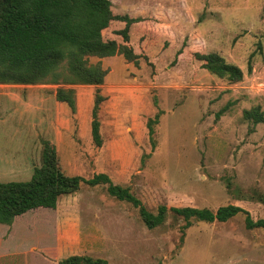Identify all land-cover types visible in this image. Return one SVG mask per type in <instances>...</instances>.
Instances as JSON below:
<instances>
[{
    "label": "rangeland",
    "instance_id": "374dc122",
    "mask_svg": "<svg viewBox=\"0 0 264 264\" xmlns=\"http://www.w3.org/2000/svg\"><path fill=\"white\" fill-rule=\"evenodd\" d=\"M110 1L115 15L140 19L130 30L139 65L91 58L108 74L99 87H73L75 112L56 100V85L0 84V182L30 180L49 141L67 175L106 174L154 214L160 206L236 205L264 219V124L243 116L264 114V0ZM197 52L219 54L243 80L208 73ZM98 90L100 147L91 134ZM158 114L152 141L148 122ZM245 218L192 219L186 228L169 212L151 230L106 185L83 184L54 210L0 224V264H59L73 255L109 264H264V229H248Z\"/></svg>",
    "mask_w": 264,
    "mask_h": 264
},
{
    "label": "trees",
    "instance_id": "16d2710c",
    "mask_svg": "<svg viewBox=\"0 0 264 264\" xmlns=\"http://www.w3.org/2000/svg\"><path fill=\"white\" fill-rule=\"evenodd\" d=\"M139 22L140 19L129 15H115L110 0H0V84L56 85V100L75 112L73 87H99L108 74L101 61L91 64V58L123 56L139 65L143 56L133 47L130 32L132 25ZM195 58L202 62V69L220 79L232 84L243 80L241 68L217 53L197 52ZM104 100L98 90L91 126L92 139L98 147L102 146L98 113ZM243 116L255 125L264 124L260 108L246 110ZM159 117L158 114L148 122L152 141L153 126ZM83 184L106 185L110 196L137 208L151 230L163 225L169 212L185 220L186 228L191 226L192 219L226 223L244 214L248 229H264V219L255 221L249 211L236 205L220 207L216 212L160 206L154 214L128 188L114 184L106 174H97L89 180L67 175L60 166L56 147L49 141L43 143L41 165L35 168L30 180L0 182V224L10 226L16 218L37 209L54 210L61 197L78 192ZM59 264L109 263L73 255Z\"/></svg>",
    "mask_w": 264,
    "mask_h": 264
},
{
    "label": "crops",
    "instance_id": "0c3cea01",
    "mask_svg": "<svg viewBox=\"0 0 264 264\" xmlns=\"http://www.w3.org/2000/svg\"><path fill=\"white\" fill-rule=\"evenodd\" d=\"M133 43V42H132ZM114 57H116V56H114ZM108 58H110V57H108ZM105 59V58H104ZM16 220V219H15ZM15 222V221H14ZM14 224V223H13ZM13 224L12 225H5V226H8V228H11L12 226H13ZM2 225V224H1ZM263 241H264V239H263Z\"/></svg>",
    "mask_w": 264,
    "mask_h": 264
}]
</instances>
